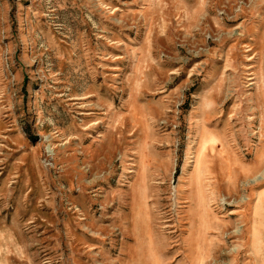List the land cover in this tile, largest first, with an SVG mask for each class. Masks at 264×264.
I'll return each instance as SVG.
<instances>
[{
  "label": "rangeland",
  "instance_id": "obj_1",
  "mask_svg": "<svg viewBox=\"0 0 264 264\" xmlns=\"http://www.w3.org/2000/svg\"><path fill=\"white\" fill-rule=\"evenodd\" d=\"M0 264H264V0H0Z\"/></svg>",
  "mask_w": 264,
  "mask_h": 264
},
{
  "label": "bare ground",
  "instance_id": "obj_2",
  "mask_svg": "<svg viewBox=\"0 0 264 264\" xmlns=\"http://www.w3.org/2000/svg\"><path fill=\"white\" fill-rule=\"evenodd\" d=\"M207 149H208V148H207ZM205 150H206V147H205ZM207 154H208V153L205 152V151L202 153V159H203V161L205 160L204 162H206ZM206 166H207V163H206ZM236 177H237V176H236ZM232 184H233V183H232ZM196 201H197V200H196ZM232 213H233V212H230V214H232ZM252 228H253V232H254L255 235H256V228H254V227H252Z\"/></svg>",
  "mask_w": 264,
  "mask_h": 264
}]
</instances>
